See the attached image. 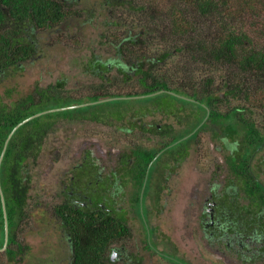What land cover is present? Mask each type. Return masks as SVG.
Listing matches in <instances>:
<instances>
[{
	"label": "flooded vegetation",
	"instance_id": "1",
	"mask_svg": "<svg viewBox=\"0 0 264 264\" xmlns=\"http://www.w3.org/2000/svg\"><path fill=\"white\" fill-rule=\"evenodd\" d=\"M63 2L65 11L71 12L61 23L77 17L76 9L70 8L79 0ZM103 2L107 8L112 3L111 0ZM106 25L109 33L100 35L106 39L111 53L91 54L83 69L84 75L88 73L100 78L97 85H91L90 93L75 99L65 86L66 79L57 76L54 82L37 83L32 93L3 105L7 112L16 104L24 109L42 108L22 121L37 113L73 111L44 118L37 129L29 127L22 133V138L17 137L11 144L16 148V168L5 166L4 150L0 161V206L2 210L4 208V220L7 219L6 205H20L22 210L17 216L16 227L7 225L6 246L5 249L0 246V252L8 254L7 250H13L17 252L14 257L18 261L21 254L22 260L29 255L32 245L17 240V233L24 231L21 227L29 232L27 210L35 202L43 213L50 211L52 219L48 217L47 221H54V228L59 227L71 246L68 232L54 213V206L67 203L74 209L112 218L126 227L109 242L108 264H183L174 260L181 259L175 254L178 249L175 238L180 236L177 224L193 235L189 227L191 217L197 219L198 239L201 240L202 232L203 238L223 244L227 250L219 248L218 252L231 253L236 259L235 264H264V129L259 131L258 125L253 124V129L259 133L244 137L238 124L229 119L207 120L205 124L206 117L201 120V108L195 100L190 101V92L184 86L170 85L157 70L156 66L169 55L161 60L158 59L160 55L142 52L143 30L132 31L129 26L127 30H121L122 21L107 22ZM113 26L118 35L116 40L107 39L113 34L110 29ZM38 48L37 39L35 54L2 72L10 68L19 70L25 63L34 62ZM45 73L50 70L46 69ZM155 74L166 82L167 87L151 90L146 85L154 82ZM112 81L115 91L100 87ZM129 86H135L137 90L121 94L120 90ZM189 90L192 91V87ZM56 100L61 104L55 105ZM146 116L149 118L144 119ZM73 123L94 127L76 134L72 131ZM13 127L7 134V137L10 134L7 144L16 131H12ZM52 130L63 132V138L59 141L57 137L49 143L55 149L50 151L49 161L43 164L40 150L47 146L48 132ZM31 132L36 133L32 142ZM203 135L215 153L208 160L209 165H215L209 169V175L201 171V161L206 157ZM66 155L73 161L59 160ZM36 164L41 165L44 178L52 176L55 186L50 197L55 200L52 206L40 201L31 202V170ZM190 166L198 168L199 179L193 183L189 182ZM12 174L21 179L16 188ZM42 218L40 215L41 221ZM13 219H16L15 215L11 221ZM167 226L173 227L167 230ZM12 235L15 242H8Z\"/></svg>",
	"mask_w": 264,
	"mask_h": 264
},
{
	"label": "rangeland",
	"instance_id": "2",
	"mask_svg": "<svg viewBox=\"0 0 264 264\" xmlns=\"http://www.w3.org/2000/svg\"><path fill=\"white\" fill-rule=\"evenodd\" d=\"M115 1H119L120 3L116 4L114 3ZM230 1L233 3L237 0ZM111 2L112 3H109L107 8V6L103 5V0H79L78 3L75 2L70 8L71 10L76 9L77 17L67 19L56 29L52 28L50 30L38 32L36 38L38 39L39 48L34 62L25 63L23 68L19 70L13 71L10 68L8 71L0 73V103L5 105L6 103H10L13 99L16 100L29 92L32 93L37 83L43 85L48 82H54L57 76L66 79L65 86L68 88L69 92L71 91V94H74L73 97L75 99L81 98L86 92L90 93L92 90L91 85H97L100 78L91 76L88 73L85 74L87 75L85 76L83 73L84 65L86 59H89L91 54L111 53V51H108L110 47L106 45V39L100 34H108L109 31L106 23L113 21H122L123 27H121V30H127L128 26L129 28L132 27V31L144 29L142 38L145 39V43L141 46L142 52L146 51V53L148 52L149 54L156 55H160L164 51L169 52V56L166 57L162 63L157 65L156 68L159 69L161 73H164L165 78L163 79L169 82L170 85L184 86L186 91L191 93L189 89L194 82H199L201 84L204 76L211 74L213 76L216 93L223 95L225 87H223L222 83H225L227 75H230L231 72L236 74L235 67L226 64H213L195 59L194 56L196 55L190 54L181 46L184 41L189 40V36L198 37L201 36V31L204 32L203 35H206L209 30L213 31L216 27L213 17L201 18L196 10L189 7L190 5H187L188 9L185 6V8L182 9V15L188 21L191 20L195 28L190 33H186L185 36L178 39L167 33L170 28V20L166 12L170 4L178 3L182 8L184 5L182 2H179V0H159L156 7L161 10L157 14L152 13V4L154 5L153 0H111ZM125 2H129V4L136 7L143 6V9L139 11L129 8L124 4ZM251 6L255 9L251 11L248 9L239 10V14L242 15V17L244 16V23L248 25L251 24L253 29H258V31H260L264 28V0H251ZM89 9L91 11H88ZM230 10L232 11V8ZM82 11L84 12L82 13ZM234 21L237 22V17H234ZM115 27L116 26L110 28L113 34L108 35L107 39L113 38L116 40L115 37H118V35L115 32ZM150 27L152 30L149 31ZM252 30L248 29L247 31L251 33ZM208 33L207 35L211 37V34ZM254 34L258 35L259 41L263 43L264 37L259 35L257 31H255ZM177 42H180L181 45H179V48H174ZM38 55L42 56L39 57ZM46 69H49L50 73H45ZM244 81L248 83L249 90H247L246 94H248L250 100L252 97V102L250 103V100L249 102H245L241 97V93H238L236 96L227 94L219 101L217 108L220 111H226L229 107L239 106V108L243 109L241 110L243 115L254 122V124H257L258 129H260L259 131H262V129H264V100L262 91L260 88H256V86H254L252 90V86L255 85L254 77L248 76ZM114 84V81L107 82L104 86L101 85L100 87H109L108 91H115L116 88H114ZM217 86L218 88H216ZM11 90L12 94H10V96L8 94ZM135 90H137L135 86H129L120 91L121 94H125L128 91ZM58 102L59 100H57V103ZM145 118L149 117L146 116L144 119ZM93 127L94 126L86 125L85 123H77L76 125L73 123L72 131H76V134H83V132L88 130L87 128L92 129ZM48 134L47 146L40 150V158L43 164L49 161L52 155L50 151H54L55 149V147L49 146V143H52L57 137H59L57 139L59 141L63 138L61 137L63 135L61 131L56 132L52 130L49 131ZM138 134H140V132ZM202 141L204 149H206V157L201 161V171L209 175V169H211V167L213 168L215 165H209L210 162H208V160L212 158L215 153H212L210 149L211 145L205 135H203ZM256 143L257 141L255 144ZM69 157L71 156L66 155L65 158L61 156L59 160L63 158L68 161ZM256 158L257 155L254 157V160H256ZM39 165L40 164H36L31 170V202L40 201L41 203L44 202L43 205L52 206L54 204L53 202H55V200L50 198L51 191L55 189L52 176L47 175V177L44 178L42 167ZM58 165L59 164H57V166ZM47 166L48 164L45 168H47ZM53 169L55 171L57 170L55 166ZM37 170H39V174H37ZM197 170L198 168L190 166V183L199 179ZM203 185L206 187L204 183ZM27 213L29 217H27L26 223H29V232L24 227H21L24 231H18L17 240L32 245L29 255H25L23 260L20 259V261H18L17 258H10L7 253L1 251L0 264H69L70 246L66 241V237L59 231L60 229L54 228V221H47L50 211L48 213L44 211L43 213L35 202L29 207ZM40 215L43 216L42 221ZM49 219L52 218L49 217ZM177 226L180 236L175 238L178 243V249L175 250V254L186 263L178 258L174 259L176 263L178 261L183 264H235L236 259L231 253H224V255L223 252L222 254L218 252L219 248L221 250H227L224 248L223 244L219 245L210 242L208 238H203L202 232L201 240L198 239L200 233L197 232V219L191 217L190 220L189 227L193 230V235H190L189 230H182L183 228L179 224H177ZM172 227L173 226H167L165 229L171 230ZM38 228L40 230L37 231ZM38 257L41 259L39 263ZM149 261L153 263L157 262V260L152 259Z\"/></svg>",
	"mask_w": 264,
	"mask_h": 264
},
{
	"label": "trees",
	"instance_id": "3",
	"mask_svg": "<svg viewBox=\"0 0 264 264\" xmlns=\"http://www.w3.org/2000/svg\"><path fill=\"white\" fill-rule=\"evenodd\" d=\"M153 1L152 13L157 14L161 10L156 7L159 0ZM179 2L183 3L182 8L178 3H174L169 5L166 12L170 20V28L167 31L169 35L180 39L195 28L194 23L191 20L188 21L182 15V9L187 5L196 10L201 18L213 17L216 27L213 31L209 30V33L207 32L211 34V37L207 33L203 35L204 32L201 31V36H189L188 41H184L182 45L177 42L174 48H179V45H181L190 54L196 55L194 56L195 59L213 64H226L236 69V74L231 72L230 75H227L225 83H222L225 87L222 96L216 93L211 74L204 76L201 84L194 82L191 85L192 91L188 96L192 98L190 101L195 100L199 103L201 120L206 117V124L207 120L219 122L229 119L232 123L238 124L239 131L244 137H248L251 133L257 135L259 132L257 129H253L254 122L243 115L242 108L232 106L226 111H220L217 108L219 101L227 94L236 96L241 93L244 101L249 102V96L246 94L249 87L248 83L244 81L248 76L254 77L255 85L252 86V90L254 86L260 88L264 100V41L261 43L258 35L254 34L257 31L259 35L264 37V34H262L264 28L260 31L253 29L251 24L244 23V16L242 17L239 14V10H254L255 8H252L254 5L251 6V0H237L233 3L230 0H179ZM114 3L120 2L115 1ZM124 4L135 10L141 11L143 9V6L136 7L129 4V2ZM64 8L63 0H0V73L35 54L36 34L54 28L64 20L65 16L70 15L68 12L71 11H65ZM234 17H237V22L234 21ZM248 29L253 30L248 33ZM141 30L144 31V29ZM150 30H152L151 27ZM140 44L144 45V40ZM168 54V51H164L158 59L163 60ZM163 76L164 73L161 74V77ZM153 79H155L154 82L146 84L151 87V90L167 87L166 82L158 74H155ZM252 100L251 97L250 103ZM60 104L61 101L55 105ZM18 105L16 104V107L8 112L5 106L0 107V151L11 128L30 113L42 109L38 106L35 109H31V107L30 109H24ZM68 111H73V109L40 114L26 121V123L20 124L17 130L14 129L16 131L4 152L5 166L14 165L16 148L15 146L12 147L11 144L16 142L17 137L22 138V133L27 131L29 127L37 129L44 121L42 119L65 114ZM229 124L231 123H227V125ZM33 134L36 133L31 132V142ZM13 176L14 187L16 188L18 180L21 181V179H18L15 174H12ZM10 203L13 204L14 202ZM6 210L7 225L12 224L13 227H16L17 216H20L22 207L16 204L6 205ZM54 213L61 220L63 228L68 232V237L71 240L69 264H108L106 251L109 242L126 230L121 222H116L112 218H101L102 215H93L81 209H74L67 203L54 206ZM13 215L16 216V219L11 221ZM3 216V210L0 206V246L3 245L4 241ZM8 240V242H15L13 235L9 236ZM7 251L9 257H14L17 253L13 250ZM22 257L21 254L19 259H22Z\"/></svg>",
	"mask_w": 264,
	"mask_h": 264
},
{
	"label": "water",
	"instance_id": "4",
	"mask_svg": "<svg viewBox=\"0 0 264 264\" xmlns=\"http://www.w3.org/2000/svg\"><path fill=\"white\" fill-rule=\"evenodd\" d=\"M39 114H40V113L34 114V115H32V116H30V117L24 119L21 123L27 121L28 119H30V118H32V117H34V116L39 115ZM21 123L19 122L17 125H15V126L13 127L12 131H13L18 125H20ZM9 135H10V134H9ZM9 135H8V137L6 138V141H5V143H4L3 147H2V151H1V153H0V161H1V159H2L3 152H4V150H5V147H6V144H7V140H8V138H9ZM3 214H4V216H5L4 208H3ZM4 236H5V237H4V241H3V249H5L6 241H7V220H6V219L4 220Z\"/></svg>",
	"mask_w": 264,
	"mask_h": 264
}]
</instances>
